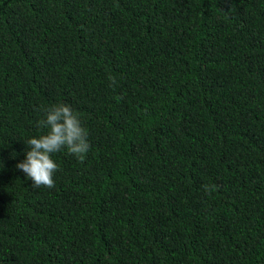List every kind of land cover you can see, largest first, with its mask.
I'll use <instances>...</instances> for the list:
<instances>
[{"label": "trees", "instance_id": "1", "mask_svg": "<svg viewBox=\"0 0 264 264\" xmlns=\"http://www.w3.org/2000/svg\"><path fill=\"white\" fill-rule=\"evenodd\" d=\"M0 264H264V0H0Z\"/></svg>", "mask_w": 264, "mask_h": 264}, {"label": "clouds", "instance_id": "2", "mask_svg": "<svg viewBox=\"0 0 264 264\" xmlns=\"http://www.w3.org/2000/svg\"><path fill=\"white\" fill-rule=\"evenodd\" d=\"M44 113L45 117L37 122V126L47 129V132L25 142L30 150L26 158L16 165L33 182L35 188L55 186L54 176L59 166L53 159L54 153L66 148L70 155L83 163L91 148L89 132L83 126L79 113L70 104L52 105L45 108ZM204 187L210 191L208 185Z\"/></svg>", "mask_w": 264, "mask_h": 264}]
</instances>
